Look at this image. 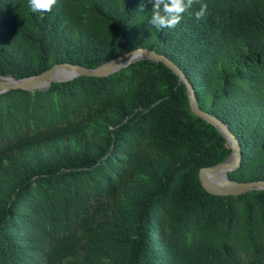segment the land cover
Returning <instances> with one entry per match:
<instances>
[{
	"label": "trees",
	"instance_id": "trees-1",
	"mask_svg": "<svg viewBox=\"0 0 264 264\" xmlns=\"http://www.w3.org/2000/svg\"><path fill=\"white\" fill-rule=\"evenodd\" d=\"M207 3L204 18L195 12ZM149 0H0V78L97 68L138 49L173 62L264 180V0H197L175 28ZM165 64L0 96V264H264V191L213 196L231 154Z\"/></svg>",
	"mask_w": 264,
	"mask_h": 264
},
{
	"label": "water",
	"instance_id": "water-1",
	"mask_svg": "<svg viewBox=\"0 0 264 264\" xmlns=\"http://www.w3.org/2000/svg\"><path fill=\"white\" fill-rule=\"evenodd\" d=\"M146 60L162 62L179 77L180 83H184L187 88L192 113L213 125L226 139L232 151L222 163L209 168H202L199 171V179L204 191L210 195L221 197H237L249 192L264 191V180L239 182L230 179L229 174L237 171L242 161V149L237 138L221 120L200 108L193 87L184 73L168 58L159 55L155 51L138 49L93 69H87L79 65L59 64L40 75L24 79H15L9 76L1 77L0 96L14 90H23L31 93L44 91L48 90L53 83L69 82L80 77L106 78L134 63Z\"/></svg>",
	"mask_w": 264,
	"mask_h": 264
},
{
	"label": "clouds",
	"instance_id": "clouds-1",
	"mask_svg": "<svg viewBox=\"0 0 264 264\" xmlns=\"http://www.w3.org/2000/svg\"><path fill=\"white\" fill-rule=\"evenodd\" d=\"M33 13H47L52 10L57 0H28ZM197 0H149L153 5L149 24L156 30L175 28L185 12L193 8ZM207 3H201L195 12V19L199 21L207 13Z\"/></svg>",
	"mask_w": 264,
	"mask_h": 264
}]
</instances>
